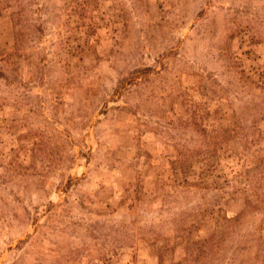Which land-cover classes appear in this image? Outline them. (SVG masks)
Returning <instances> with one entry per match:
<instances>
[{
    "label": "rangeland",
    "instance_id": "rangeland-1",
    "mask_svg": "<svg viewBox=\"0 0 264 264\" xmlns=\"http://www.w3.org/2000/svg\"><path fill=\"white\" fill-rule=\"evenodd\" d=\"M0 264H264V0H0Z\"/></svg>",
    "mask_w": 264,
    "mask_h": 264
}]
</instances>
